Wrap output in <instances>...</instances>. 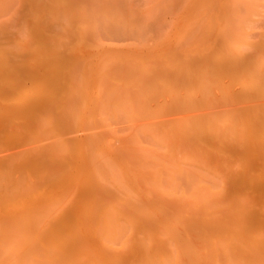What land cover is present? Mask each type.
<instances>
[{"label":"rangeland","instance_id":"rangeland-1","mask_svg":"<svg viewBox=\"0 0 264 264\" xmlns=\"http://www.w3.org/2000/svg\"><path fill=\"white\" fill-rule=\"evenodd\" d=\"M194 1L175 0L174 2L173 0L174 5L172 0H0V173L2 174H0V220L2 219L0 239L5 240L3 238L7 237L6 239L11 238L12 241L14 239L22 241L26 238L23 244L33 245V264H64V262L69 264L67 261H73L77 251L83 252L81 256L86 253L84 257H88L86 260L75 259L80 264L82 260L85 262L89 259L93 264H98V260H101L102 264H162L164 257L169 262L173 261L170 264H179L180 256L182 264H210L219 259L220 264H264V258L259 254L245 255L253 249L251 247L253 245L264 248V237H262L264 236L262 232L264 230V114L260 112V108L251 106L259 104V101L264 99V79L258 81L256 75L257 77H253V80L246 79L250 84L246 86V81L244 85L242 84V74L234 78L219 67H215L216 58L220 57L218 54H224L227 49L228 51H225L227 54L231 50H236L231 55L232 65L236 56L248 57L247 64L251 69L256 72L261 68L264 69V54L261 53L262 50L260 52L257 50L260 46V48L264 47V0H223L222 7L219 9L227 8L226 10L232 11L227 14H215L216 9L213 5L218 8L217 4L220 2L212 1L211 5L202 7L204 5L200 6L197 1L198 6L194 3L198 7L196 8L192 5ZM209 6H212V9ZM109 26L111 28L108 29ZM234 39L239 42L234 44ZM217 41L220 42L219 45ZM217 49L222 52L220 53ZM216 51L219 53L217 54ZM212 63L215 64L212 65ZM147 76H150V79ZM210 77L213 79H209ZM101 81L103 86L100 84ZM127 86L131 91H127ZM114 88H116L115 91H113ZM102 89L105 91L104 94ZM238 90L239 92L242 90L257 92L261 99H238L233 94V91L238 92ZM115 95H119L120 98L115 99ZM105 96L109 98L106 103ZM66 97L70 101L68 104ZM110 98H112L111 101ZM119 99L124 100L123 103L128 102L124 103L125 108ZM115 100H118L122 106L120 104V107ZM116 104L122 108H119V112L115 111L118 108ZM67 105L71 108L70 111L65 109ZM102 106L106 108L103 109ZM101 108L106 110L105 113ZM249 108L252 119H261L258 123L259 131L256 133L246 122L237 120L233 125L231 121L228 122L230 119L228 112ZM49 111L53 114L52 116ZM40 116L47 118V121L43 118L46 123L49 122V124L45 123L46 127ZM69 117L70 121L67 120ZM88 121L91 122L88 123ZM155 127L158 132L153 129ZM55 139L61 148L55 147ZM87 141L91 144L88 142L89 144L86 145ZM166 141L172 144L169 146ZM182 141L183 143L180 144ZM188 142L193 143L189 147L193 146L195 148L193 152L201 158L203 154L208 153L205 154L208 156L204 155L203 159L199 156L200 160L204 161L203 166L200 161H196L195 156L198 158V155L191 152L193 148H187ZM201 145L209 150L205 151L204 147H200ZM239 149L241 152L238 151ZM154 152L156 153L153 154ZM146 154L150 155L146 156ZM89 155L95 156L96 159L102 158L103 163L99 160L100 166H93L91 158H88ZM83 156H86L88 160H84ZM225 157L226 160H224ZM146 159L153 162H147ZM144 161L147 163L145 170L143 169ZM61 163H66L63 164L64 169ZM138 163H141V167ZM148 163L151 164L153 172L149 171L151 168ZM61 169L70 172H66V175ZM91 169H95V172L90 171ZM113 169L114 171H111ZM143 170L148 172L145 173ZM214 170L219 174H215ZM224 170L226 171L223 174ZM149 172H151L150 175H148ZM70 173L72 178L75 176L72 179L74 189L71 185ZM221 173L225 177L224 181ZM18 175L20 178L17 177ZM145 177L147 179L149 177L150 181ZM215 177L216 183L223 181V185L218 186V184V187H213L216 185ZM219 178L221 180L217 181ZM65 181H69V184ZM74 181L77 183L73 184ZM225 181L227 183L224 185ZM12 185L13 189H11ZM149 185L153 186L152 193L154 191L159 193L163 203L157 200V192L155 193L157 197L150 193L152 189ZM65 186L67 187L64 188ZM120 187H124L125 190ZM198 187L204 189L209 187L210 190L203 189L204 196L200 200L192 201L197 191L203 192ZM7 188H10L12 192L10 193ZM60 188L61 191L65 189L64 194L68 188L72 189L67 191L69 200V197L65 199L67 193L57 195L56 192ZM53 190L55 191L52 192ZM61 191H58V194ZM217 191L219 192L216 193ZM61 195L64 198H61ZM162 195L164 197H161ZM237 196L243 200H239ZM53 198L60 199L59 206H63L58 209L59 211L56 210L58 211L56 214L48 212L50 214L44 215L46 218H40L46 222L43 228L44 222L42 220L39 222V216L37 217L36 214L39 215L40 210L47 208L46 205H49ZM214 199H216L214 203L218 204L217 212L207 213V208L212 210L207 201L213 202ZM244 200L246 205H243ZM238 202H240L239 205ZM40 203L42 205L47 203L46 207L41 209ZM64 203L69 204L65 206ZM170 205L178 210H174ZM64 207L67 212H61L65 216L68 214L66 221L62 218L64 216L60 217L62 214L57 216ZM109 207L113 209L112 212L106 210L110 209ZM30 209H33L32 218H29V212L26 213ZM132 210L146 220L140 219L139 215L137 217ZM179 210L183 211L179 213ZM80 213L81 216H79ZM92 213L93 216H89ZM108 213L113 215L119 227L126 228L124 223L128 227L127 231H122L123 229L117 231V236H120L117 239L114 235L116 238V240L113 238L114 242H110L112 239L109 242L106 240L113 246L110 248V253L107 248L109 246L105 248L106 241L104 246L100 241L101 238L96 234L98 232L95 231L103 224L104 215ZM229 213L232 215L230 216ZM15 215H19L17 221L14 219ZM86 215H88L87 218L84 217ZM54 218L62 222L59 224L62 225L61 229L66 226V229L63 228L66 233L61 231L65 234L57 232L60 227H55L57 229L55 231L54 225L57 223H54L57 219ZM196 218L202 222L196 220L198 224L192 223ZM3 219L7 222V230L1 225H4ZM9 219L10 221H7ZM12 220L15 221L12 222ZM52 221L54 225L50 224ZM34 222L42 224L41 227L34 224L41 229L34 230ZM100 223L102 224L99 225ZM190 223L194 225V228ZM203 223H208L216 230H213L211 234L210 230H205ZM229 223L235 224L233 225L236 231L234 232L235 240L223 239V247L220 244L214 245L216 252L208 241L221 234L220 228L223 229ZM22 224H26L23 233L27 237L19 240L21 236L17 228V233L14 232L15 227L11 236L8 235L9 230L12 229L11 226L20 227L21 231ZM157 226H160L166 234L165 239L163 234L160 235V227ZM186 228L190 230V233ZM199 231L201 234L210 236L207 241L208 247L207 243L197 238L198 235H191ZM100 233L101 231L98 235ZM138 233L142 236H138ZM15 234H19L20 237L13 238ZM74 238L84 241L82 244L85 249L78 248L80 245L76 246ZM168 239H170L169 244H167ZM79 240L76 242L80 244ZM64 242L67 245L65 250L69 249L68 253L71 252L70 248L73 250V253L69 254L73 256V259L67 253L61 254L65 252ZM141 242L145 243L146 250H150H148L149 257L146 254L143 255L147 252H144V247L141 248ZM241 242L242 246L239 245ZM95 243L98 247H102L99 251ZM200 243L205 245H198ZM249 243L254 244L250 246ZM86 244L91 246L87 247ZM42 245L44 248L53 247L56 250L51 252L50 249L49 255ZM93 245L96 252L91 248ZM245 245L250 250L243 251ZM0 249L3 251L1 246ZM90 249L96 255L93 256ZM102 249L103 252H101ZM223 249H229L225 261L222 257L226 256L219 255ZM237 249L244 256L236 254ZM59 251L61 255H58ZM170 251H173L174 256ZM1 252V260L11 257L9 251L4 252V254L8 252L7 255ZM89 252L91 255L88 256ZM207 253H210L209 260H207ZM66 254L69 258H64ZM55 255L59 262L53 258ZM92 257H96V260ZM260 257L262 263L259 261Z\"/></svg>","mask_w":264,"mask_h":264},{"label":"bare ground","instance_id":"bare-ground-1","mask_svg":"<svg viewBox=\"0 0 264 264\" xmlns=\"http://www.w3.org/2000/svg\"><path fill=\"white\" fill-rule=\"evenodd\" d=\"M13 1H14V0H13ZM187 1H188V0H187ZM187 1L185 0V2H187ZM190 1L192 2V1H194V0H190ZM197 1H199L200 6H201V5H204V6H202V7H205V5H206V6H207V5H211L212 3H210V2H212V1H214V2L217 1L218 3L220 2V4H217L218 8H217L216 6L213 5V8L216 9V10L214 11L215 14H216V13L227 14V13H230L229 11H231L230 9L226 10L227 8H226L225 10H224V9H223V10L219 9V7H220V8L222 7V5H221L222 3H221V2H222L223 0H196V2H197ZM174 2H175V0H174ZM174 2H173V0H172V4H174ZM178 2H179V1H178ZM178 2H177V3H178ZM191 2H190V4H191ZM196 2L194 1L192 5L195 6L196 8H198V7H197L198 4H197ZM194 3H196L197 6H196ZM183 4H184V3H183ZM183 4H182V5H183ZM190 4H189V5H190ZM174 5H175V4H174ZM187 5H188V4H187ZM189 5H188V6H189ZM192 5H191V6H192ZM236 5H237V4H236ZM10 6H11V4H10ZM10 6L8 7V11H9ZM209 7H211V9H212V6H209ZM179 8H181V6H180ZM189 8H190V7H189ZM189 8H188V9H189ZM3 9H4V8H3ZM74 9H75V8H74ZM211 9H209V10H211ZM4 11H6V10H4ZM84 11H85V10H84ZM187 11H188V10H187ZM86 12H87V11H86ZM188 12H189V11H188ZM192 12H193V10H192ZM231 12H232V11H231ZM72 13H73V12H72ZM2 14H3V13H2ZM189 14H190V13H189ZM191 14H192V13H191ZM221 14H220V15H221ZM0 15H1V14H0ZM181 15H182V14H181ZM192 15H193V14H192ZM193 16H194V15H193ZM125 18H126V16H125ZM181 18H182V17H181ZM213 18H214V17H213ZM43 19H46V18H43ZM83 19H84V18H83ZM40 20H41V19H40ZM86 20H87V19H86ZM121 20H122V19H121ZM182 20H183V18H182ZM184 20H185V19H184ZM87 22H88V21H87ZM24 23H25V22H24ZM37 23H39V22H37ZM52 24H53V23H52ZM54 24H55V23H54ZM22 25H23V24H22ZM44 25H46V24H44ZM100 26H101V25H100ZM22 27H23V26H22ZM109 28H111V27L109 26L108 29H109ZM49 29H50V28H49ZM112 29H113V28H112ZM53 31H54V28H53ZM58 31H60L59 28H58ZM108 31H109V30H108ZM97 32H98V30H97ZM119 32H120V31H119ZM119 32H118V33H119ZM103 33H104V32H103ZM110 33H111V32H110ZM61 34H62V33H61ZM96 34H98V33H96ZM96 34H95V35H96ZM228 37H229V36H228ZM229 38H230V37H229ZM51 40H52V39H51ZM238 42H239V41H235V39H234V44H237ZM232 43H233V42H232ZM219 44H220V42L218 43V41H217V45H219ZM50 45H51V42H50ZM258 46H260V44H259ZM229 47H230V46H229ZM229 47H226V48L230 49ZM256 47H257V46H256ZM260 47H261V46H260ZM260 47H258L257 50H258L259 52L262 50L261 53L264 54V47H262V48H260ZM213 48H214V47H213ZM250 48H251V47H250ZM250 48H249V49H250ZM219 49H221V48H219ZM212 50H215V49H212ZM221 50H222V49H221ZM221 50H218V49H217V51H219L220 53L222 52ZM217 51H216V53L218 54L219 52H217ZM225 51H228V50L226 49ZM225 51H224V54H222V55H219V54H218V56H220V57H217V55H216V57H217V58H216V60H217V61H216L217 64L215 65V67H219V68H220L221 70H223L225 73L231 74L232 77H234V76L237 77L238 75L240 76V75L242 74V75H241V77H242V80H241V81H242V84H243V85H244V82L246 81V79L249 80V78L252 79L253 77L256 78V77L258 76V77H257V78H258V81H260V80L262 81V79H264V69L261 68L260 71L258 70L257 72H256V70L251 69V68H250V65L247 64L248 57H239V56H236V57H235L236 59L234 60L233 65H232V64H231V62H232V61H231V55H233V54L236 52V50H234V51L231 50L232 52L230 51V53H228V54H227V52H225ZM258 51H257V52H258ZM239 52H240V51H239ZM239 52H238V53H239ZM249 52H251V51H249ZM253 52H254V50H253ZM209 53H210V52H209ZM251 53H252V52H251ZM251 53H247V54H251ZM245 54H246V53H245ZM248 56H249V55H248ZM214 59H215V58H214ZM81 61H82V60H81ZM192 61H193V60H192ZM208 63H210V62H208ZM78 64H82V63H81V62H78ZM205 64H207V62H206ZM214 64H215V63H214ZM214 64L212 63V65H214ZM251 64H252V63H251ZM122 65H124V64H122ZM122 65H121V66H122ZM201 65H202V64H201ZM203 65H204V64H203ZM210 65H211V64H210ZM119 66H120V65H119ZM54 67H55V66H54ZM205 67H207V66H205ZM222 67H223L224 69H223ZM251 67H252V65H251ZM130 68H131V67H130ZM203 68H204V66H203ZM208 68H210V67H208ZM19 69H20V68H19ZM19 69H18V71H19ZM54 69H55V68H54ZM74 69H75V68H73V71H74ZM76 69H77V68H76ZM124 69L126 70L125 66H124ZM124 69H123V71H124ZM121 70H122V68H121ZM204 70H207V69H204ZM211 70H212V69H211ZM22 71H23V69H22ZM208 71H209V69L207 70V72H208ZM74 72H75V71H74ZM210 72H211V71H210ZM76 73H77V71H76ZM126 73H127V72H126ZM134 73H135V72H133V74H134ZM74 74H75V73H74ZM135 74H136V73H135ZM129 75H130V74H129ZM136 75H138V73H137ZM159 75H160V72H159ZM170 75H171V74H170ZM256 75H257V76H256ZM205 76H207V75H205ZM255 76H256V77H255ZM73 77H74V76H73ZM75 77H78V76L75 75ZM136 77H137V76H136ZM149 77H150V76H149ZM149 77L147 76V78H149ZM207 77H208V76H207ZM235 77H234V78H235ZM103 79H104V78H103ZM149 79H150V78H149ZM194 79H195V78H194ZM205 79H207V78L205 77ZM209 79H213V78L210 77ZM243 79H244V80H243ZM77 80H78V78H77ZM98 80H99V79H98ZM100 80H102V79H100ZM141 80H142V78H141ZM146 80H148V79H146ZM224 80H225V79H224ZM248 80H247V81H248ZM252 80H253V79H252ZM79 81H80V80H79ZM204 81H205V80H204ZM212 81H213V80H212ZM247 81H246L247 84H245L246 86H247V85H250ZM250 81H251V80H250ZM250 81H249V82H250ZM72 82H73V81H72ZM142 82H143V81H142ZM13 83H14V82H13ZM75 83H77V81H76ZM75 83H74V84H75ZM79 83H80V82H79ZM104 83H105V81H104ZM257 83H258V82H257ZM100 84H102V81L100 82ZM103 85H104V84H102V86H103ZM251 85H252V84H251ZM246 86H245V87H246ZM4 87H5V86H4ZM117 87H118V86H117ZM117 87H116V88H117ZM127 87H128V86H127ZM127 87H126V89H127ZM242 87H243V86H242ZM101 88H102V87H101ZM116 88H114L113 91H115ZM239 88H240V87H239ZM239 88H238V89H239ZM119 89H120V88H119ZM121 89H122V88H121ZM248 89H249V88H248ZM98 90H99V89H98ZM128 90L131 91V90L129 89V87H128L127 91H128ZM7 91H8V90H7ZM102 91H103V94H104V92H105L104 89H102ZM109 91H110V90H109ZM122 91H124V90H122ZM127 91H124V92H127ZM238 92H239V90H238ZM238 92L233 91L234 96H235L236 98H238V99L255 98V99L257 100V99L260 98V96H259V94H257V92H253V91H250V90H244V91L242 90V91H240L239 93H238ZM112 93H113V92H112ZM117 93H118V92H117ZM121 93H122V92H121ZM128 93H130V92H128ZM230 93H231V91H230ZM261 93H262V92H261ZM25 94H27V92H26ZM75 95H76V94H75ZM108 95H110V94H108ZM119 95H120V94H119ZM119 95H118V96L115 95L116 97L114 96V98L116 99L117 97H119ZM123 95L126 96L125 93H123ZM130 95H131V93H130ZM132 95H133V94H132ZM19 96H20V95H19ZM77 96H78V95H77ZM100 96H101V95H100ZM121 96H122V94H121ZM134 96H135V95H134ZM52 97H53V96H52ZM106 97H108V96H105V98H106ZM122 97H123V96H122ZM136 97H137V95H136ZM136 97H135V98H136ZM241 97H242V98H241ZM53 98H54V97H53ZM66 98H68V97H66ZM75 98H76V97H74V99H75ZM112 98H113V97H112ZM112 98H110V101H111ZM119 98H120V97H119ZM123 98H125V97H123ZM123 98H122V99H123ZM71 99H72V98H71ZM108 99H109V98H108ZM108 99L106 98V100H104V98H103V100L105 101V103L107 102ZM137 99H138V98H137ZM260 99H261V98H260ZM76 100H77V99H76ZM78 100H79V99H78ZM119 100H120V99H119ZM256 100H255V101H256ZM65 101H66V100H65ZM72 101H73V100H72ZM115 101H116V103L119 104L118 100H115ZM123 101H124V100H122V101L120 100V102H122V104H124L125 102H126V104L128 103L127 101H125V102L123 103ZM68 102L70 103L69 98L67 99V102H66V103L68 104ZM133 102H134V100H133ZM133 102H132V103H133ZM259 102H260L259 104H254V105H251V106H253V107L257 108V109L260 108V110H261L260 112H262V114H264V99H262V101L260 100ZM109 103H110V102H109ZM111 103H112V102H111ZM97 104H98V100H97ZM107 104H108V103H107ZM120 104H121V103H120ZM120 104H119V106H120ZM122 104H121V106H122ZM134 104H135V102H134ZM134 104H132V105H133L132 108L135 110V108H134ZM213 104H214V103H213ZM64 105H66V104H64ZM70 105H74V104H70ZM100 105H101V104H100ZM103 105H105V104H103ZM110 105H111V104H110ZM116 105H117V104H116ZM95 106H96V105H95ZM117 106H118V105H117ZM119 106H118L117 109H115V111H118V112H119V108L121 107V106H120V107H119ZM102 107H103V109L106 108V106H102ZM125 107H126V105L124 104V105H123V108H125ZM135 107H136V105H135ZM60 108H62V107H60ZM109 108H110V107H109ZM65 109H67V111H70L69 109H71V108H68V105H67V106L65 107ZM101 109H102V108H101ZM103 109H102V110H103ZM120 109H122V108H120ZM127 109H128V108H127ZM127 109H126V110H127ZM107 110H108V109H107ZM236 110H237V109H236ZM236 110H235V111H232V112H228L229 114L227 113L228 116H229V118H230L228 122L231 121V122H232L231 125L235 124V122L238 120L239 122H240V121H242V122H246V124H248V125L250 126V128L253 130V132L256 133L257 131H259V130H258V123H259V121H260L261 119H252L251 116H250V111H251L250 108H249V109H239V111H238V110L236 111ZM252 110H253V109H252ZM67 111H66V112H67ZM103 111H104V110H103ZM105 111H106V110H105ZM105 111H104V113H105ZM219 111H221V109H219ZM258 111H259V110H258ZM47 112H48V111H47ZM59 112L61 113V111H59ZM74 112H75V111H74ZM120 112H121V111H120ZM49 113L51 114V116L53 115L50 111H49ZM106 113H107V112H106ZM42 114H43V113H42ZM42 114H41V115H42ZM44 115H45V114H44ZM44 115H42V116H44ZM119 115H120V114H118V116H119ZM125 115H126V114H125ZM47 116H49V114H47ZM64 116H66V114H65ZM71 116H72V114H71ZM122 116H124V115H122ZM122 116H121V117H122ZM228 116H227V117H228ZM40 117H41V116H40ZM49 117H50V116H49ZM49 117H48V119H49ZM72 117H73V116H72ZM43 118H44V117H41L40 119L44 121L43 123H44V126H45V123H46V121H47V118H44V119H46V121H45ZM38 119H39V118H38ZM68 119L71 120L70 117L67 118V120H68ZM41 120H39V121H40V124H41ZM50 120H51V119H50ZM70 120H68V121H70ZM89 120H90V119H89ZM35 121H36V120H35ZM212 121H214V120H212ZM90 122H91V121H88V123H90ZM160 122H162V121H160ZM47 123L49 124V122H47ZM47 123H46V124H47ZM72 124H73V123H72ZM213 124H214V123H213ZM227 124H228V123H227ZM256 124H257V125H256ZM67 125H69V124L67 123ZM70 125H71V124H70ZM70 125H69V127H70ZM165 125H166V124H165ZM172 125H173V124H172ZM4 126H5V125H4ZM46 126H47V125H46ZM46 126H45V127H46ZM71 126H72V125H71ZM84 126H86V125H84ZM89 126H91V125H89ZM220 126H221V125H220ZM225 126H226V125H225ZM6 127H7V126H6ZM13 127H14V126H13ZM67 127H68V126H67ZM150 127H151V126H150ZM7 128H8V127H7ZM72 128H73V126H72ZM146 128H147V127H146ZM14 129H15V128H14ZM38 129H39V128H38ZM153 129H154L156 132H158V130H157L156 127L153 128ZM229 129H230V128H229ZM22 130H23V129H22ZM159 130H161V129L159 128ZM23 131H24V130H23ZM67 131H68V130H67ZM69 131H71V130H69ZM69 131H68V132H69ZM140 131H141V130H140ZM168 131H169V130H168ZM39 132H40V131H39ZM176 132H177V131H176ZM42 133H44V132H42ZM47 133H50V132H47ZM154 133H155V132H154ZM173 133H174V132H173ZM211 133H212V132H211ZM220 133H221V132H220ZM44 134H45V133H44ZM59 134H60V133H59ZM61 134H62V133H61ZM61 134H60V135H61ZM137 134H138V133H137ZM43 136H44V135H43ZM164 136H165V135H164ZM189 136L192 138L191 135H189ZM19 137H20V136H19ZM48 137H49V136H48ZM71 137H72V136H71ZM56 138H57V137H56ZM65 138H66V136H65ZM65 138H64V139H65ZM167 138H168V137H167ZM69 139H70V138H69ZM72 139L74 140V138H72ZM82 139H83V138H82ZM57 140H58V139H57ZM59 140H60V139H59ZM65 140H67V138H66ZM73 140H72V141H73ZM69 141H70V140H69ZM161 141H163V140L161 139ZM177 141H178V140H177ZM55 142H56V139H55ZM88 142H89V141H87L86 145L90 143V142H89V143H88ZM56 143H57V144H56ZM56 143H54V144L56 145L55 147L58 146V147H57L58 149L61 148V147H60L61 145H58L59 142L57 141ZM166 143L169 144V146H170V144H172V142L170 143V141H169V142L166 141ZM181 143H183V141L180 142V144H181ZM212 143H213V142H212ZM60 144H61V143H60ZM90 144H91V143H90ZM164 144H165V143H164ZM192 144H193V143H192ZM192 144H190V143L188 142V146H187V148H190V149L193 148V146H192V147H189V145L191 146ZM233 144H234V143H233ZM184 145H185V144H183V147L186 148V145H185V146H184ZM83 146H84V145H83ZM177 147H178V146H177V144H176V148H177ZM200 147H204V146L201 145ZM42 148H43V147H42ZM57 148H56V149H57ZM154 148H155V147H154ZM181 148H182V147H181ZM185 148H183V149H185ZM58 149H57V150H58ZM151 149H153V148H150V150H151ZM178 149H179V148H178ZM194 149H195V148L191 149V150H192L191 152H193ZM201 149H202V148H201ZM204 149H205V147H204ZM232 149H233V148H232ZM0 150H1V149H0ZM57 150H56V153L58 152ZM153 150H154V149H153ZM153 150H152V151H153ZM158 150H159V149H158ZM158 150H157V151H158ZM187 150H188V149H187ZM207 150H209V149H205V151H207ZM233 150H234V149H233ZM43 151H44V148H43ZM59 151H61V150H59ZM145 151H146V149H145ZM147 151H149V150H147ZM155 151H156V149H155ZM238 151L241 152L240 149H239ZM196 152H197V150H196ZM59 153H63V152H59ZM146 153H147V152H146ZM150 153H151V152H150ZM155 153H156V152H154L153 154H155ZM193 153H194V152H193ZM198 153H199V152H198ZM18 154L20 155V153H18ZM151 154H152V153H151ZM194 154H195V153H194ZM200 154H201V151H200ZM205 154H208V153H205ZM205 154H203V156H204ZM149 155H150V154H148V155L146 154V156H149ZM156 155H158V153H157ZM195 155H198V154L196 153ZM90 156H91V157H90ZM140 156H141V155H140ZM199 156H200V155H198V158H196V156H195V159H197V160H196L197 162L200 161L201 164H202L201 166H203V162H204V161L202 162V161L200 160L201 156H200V158H199ZM203 156H202L201 159H203ZM205 156H208V155H205ZM212 156H213V154H212ZM221 156H223V155H221ZM81 157H82V156H81ZM83 157H84V156H83ZM85 157H86V156H85ZM85 157H84V158H85ZM87 157H88V156H87ZM193 157H194V155H193ZM213 157H214V156H213ZM219 157H220V156H218V158H219ZM68 158H69V157H68ZM84 158H83V159H84ZM88 158H91L90 160H91L92 163H93L92 165L95 166V167H97L98 165L100 166V164L98 163L99 160H100V161H99L100 163H101V160H102V163H103V159H102L101 157H100L101 159H99V157H98V159H96L95 156L92 157V155H89ZM88 158H87V159L85 158L84 160H88ZM142 158H143V157H142ZM142 158H141V159H142ZM214 158H216V157H214ZM214 158H213V159H214ZM222 158H223V157H222ZM83 159H82V160H83ZM94 159H95V160H94ZM191 159H193V158H191ZM220 159H221V158H220ZM229 159H230V158H229ZM11 160H12V159H11ZM11 160H10V161H11ZM13 160H14V159H13ZM69 160H70V159H69ZM82 160H81V161H82ZM96 160H97V161H96ZM146 160H148L147 162L150 161V163L153 162V161H151V160H149V159H146ZM204 160H205V161H210V160H212V159H210V160L204 159ZM224 160H226V157H225ZM230 160L232 161V159H230ZM230 160H228V161H230ZM46 161H47V160H46ZM71 161H72V160H71ZM95 161H96V162H95ZM106 161H107V159H106ZM106 161H105V162H106ZM111 161H112V160H111ZM136 161H138V160H136ZM60 162H61V161H59V163H60ZM74 162H76V161H74ZM77 162H78V161H77ZM142 162H143V161H141V163H142ZM215 162H217V161H215ZM224 162H225V161H224ZM49 163H50V162H49ZM70 163H71V162H70ZM95 163H96L97 165H95ZM115 163H116V162H115ZM115 163H113V164H115ZM141 163H140V164H141ZM150 163H148V166L150 165L149 167L151 168L149 171L153 172V171H152L153 168L151 167V164H150ZM206 163H207V162H206ZM211 163H212V162H211ZM220 163H222V162H220ZM235 163H236V162H235ZM10 164H11V162H10ZM57 164H58V163H57ZM61 164L63 165V164H66V163H61ZM138 164H139V163H138ZM140 164H139V165H140ZM146 164H147V163L144 161V163H143V166L145 165L144 168H143V166H142V168H143L144 170H145ZM213 164H214V163H213ZM59 165H60V164H59ZM104 165H105V164H103V166H104ZM106 165H107V164H106ZM139 165H138V167H139ZM198 165H200V164H198ZM211 165H212V164H211ZM228 165H229V164H228ZM235 165H236V164H235ZM66 166H67V165H66ZM66 166H65V169H67ZM101 166H102V165H101ZM107 166H108V165H107ZM153 166H154V165H153ZM205 166H207V165H205ZM78 167H79V166H78ZM104 167H106V166H104ZM115 167L117 168V166H115ZM140 167H141V165H140ZM140 167H139V168H140ZM235 167H236V166H235ZM235 167H234V169H235ZM61 168H62V166H61ZM98 168H99V167H98ZM100 168H103V167H100ZM139 168H136V169H139ZM142 168H141V169H142ZM215 168H216V167H215ZM228 168H229V166H228ZM10 169H11V168H10ZM58 169H60V168H58ZM63 169H64V165H63ZM70 169H71V168H70ZM79 169H80V168H79ZM111 169H112V168H111ZM114 169H115V168H114ZM114 169L111 170V171H114ZM223 169H224V166H223ZM236 169H237V168H236ZM75 170H76V169H75ZM92 170L94 171L95 169H91L90 171H92ZM139 170H140V169H139ZM139 170H138V171H139ZM144 170H143V172H145V173L148 172V171H144ZM147 170H148V169H147ZM209 170H210V168H209ZM212 170H213V168H212ZM59 171H60V170H59ZM61 171H63V170L61 169ZM68 171H69V170H68ZM68 171L65 170V171H63V173H64V172H65V173H66V172L68 173ZM81 171H82V170H81ZM85 171H86V170H85ZM98 171H99V170H98ZM140 171H141V170H140ZM167 171H168V170H167ZM170 171H171V170H170ZM181 171H183V169H182ZM214 171L216 172V170H214ZM217 171H219V170H217ZM220 171H222V169H221ZM225 171H226V170H224L222 173L224 174ZM2 172H3V171H2ZM10 172H11V171H10ZM69 172H70V171H69ZM74 172H76V171H74ZM78 172H79V171H77V173H78ZM88 172H89V171H88ZM94 172H95V171H94ZM115 172H116V170H115ZM151 172H149L148 175H150ZM157 172H158V171H157ZM47 173H48V172H47ZM67 173H66V175H67ZM83 173H84V172H83ZM85 173H86V172H85ZM96 173H97V172H96ZM155 173H156V171H155ZM212 173H213V171H212ZM222 173H221L220 175H223ZM0 174H1V173H0ZM19 174H20V173H19ZM57 174H59V173H57ZM100 174H101V173H99V175H100ZM112 174H113V173H112ZM164 174H165V173H164ZM190 174H192V172H191ZM215 174H219V172H218V173L216 172ZM1 175H2V174H1ZM28 175H29V174H28ZM78 175H79V174H78ZM83 175H84V174H83ZM155 175H156V174H154V176H155ZM208 175H209V174H208ZM220 175H219V177H221ZM21 176H23V175H21ZM63 176H64V174H63ZM69 176H71V173H70ZM156 176H157V175H156ZM165 176H166V175H165ZM165 176H164V177H165ZM209 176H210V175H209ZM211 176H213V175H211ZM9 177H10V176H9ZM17 177L20 178L19 175H18ZM17 177H16V178H17ZM23 177H24V176H23ZM74 177H75V176H73V178H72V176H71V185H72V179H74ZM97 177H98V176H97ZM141 177H142V176H141ZM54 178H55V176H54ZM62 178H63V177H62ZM65 178H67V177H65ZM68 178H69V180H70V177H68ZM78 178H79V177H78ZM78 178H76V180H78ZM145 178H146V177H145ZM60 179H61V178H60ZM92 179H93V178H92ZM96 179H97V178H96ZM146 179H147V178H146ZM215 179H217V178L215 177L214 180H215ZM222 179H223V181L225 180L224 175L222 176ZM53 180H54V179H53ZM57 180H58V179H57ZM79 180H80V179H79ZM79 180H78V181H79ZM138 180H140V179L138 178ZM141 180H142V179H141ZM147 180L150 181L149 177H148ZM214 180H213V181H214ZM220 180H221V179L219 178V180H217V181H220ZM7 181H8V180H7ZM15 181H16V180H15ZM223 181L220 182V183H216V180H215L216 185L213 184V185H214L213 187H218V186H220V185L223 183ZM19 182H20V181H19ZM19 182H18V183H19ZM41 182H43V181H41ZM54 182H55V181H54ZM65 182H66V181H65ZM75 182L77 183V181H74L73 184H75ZM142 182H143V181H142ZM20 183H21V182H20ZM66 183L69 184V181L66 182ZM66 183H65L64 185H66ZM139 183H140V182H139ZM145 183H146V182H145ZM226 183H227V182L225 181L224 185H225ZM10 184H11V183H10ZM10 184H9V185H10ZM38 184H39V182H38ZM78 184H79V183H78ZM92 184H93V183H92ZM140 184H141V183H140ZM140 184H139V185H140ZM218 184H219V185H218ZM9 185H8V186H9ZM13 185H15V184L13 183ZM13 185H12V186H13ZM21 185L23 186V184H21ZM56 185H57V184H56ZM124 185H126V184H124ZM143 185H146V184H143ZM217 185H218V186H217ZM222 185H223V184H222ZM6 186H7V185H6ZM35 186H36V185H35ZM67 186H68L69 188H71L70 185H67ZM67 186H65L64 188H66ZM121 186H122V185H121ZM226 186H227V185H226ZM56 187H57V186H56ZM60 187H61V186H60ZM62 187H63V186H62ZM72 187H73V189H74V186H73V185H72ZM143 187H144V186H143ZM149 187H151V185H149ZM149 187H147L148 189H147V188H146V189L150 191V188H149ZM152 187H153V186H152ZM152 187H151V189H152ZM222 187H224V186H222ZM222 187H221V188H222ZM13 188H14V186H13L11 189H13ZM21 188H22V187H21ZM21 188H20V189H21ZM28 188H30V187H28ZM69 188H68V190H67V189H66V190H67V191L72 190V189H69ZM95 188H98V187H95ZM120 188H122V187H120ZM123 188H124V187H123ZM123 188H122V189H123ZM125 188H126V187H125ZM144 188H145V187H144ZM5 189H6V187H5ZM8 189L10 190V193H11V192H12L11 189H10V188H7V190H8ZM26 189H27V188H26ZM93 189H94V188H93ZM129 189H130V188H129ZM142 189H143V188H142ZM186 189H187V187H186ZM198 189H202L203 192H201V191H197V193L194 194V196H195V195H196V196L192 198V201H193V200H200V199L204 196L203 193H205V191H204L205 189H207L208 191L210 190L209 187H208V188H205V189H204V188H199V187H198ZM203 189H204V190H203ZM48 190H49V189H48ZM63 190H65V189H63ZM63 190L61 191V188H60V189L58 190V191H61V192H59V194H58V191L56 190V191H57V192H56L57 195L60 196V193H63ZM96 190H97V189H96ZM123 190H125V189H123ZM147 190H145V191H147ZM221 190H222V189H220V191H221ZM54 191H55V190H53L52 192H54ZM67 191H66V193H67ZM74 191H75V190H74ZM16 192H17V191H16ZM25 192H26V191H25ZM28 192H29V191H28ZM52 192H51V194H53ZM64 192H65V191H64ZM152 192H153V189H152V191H151L150 193H152ZM156 192H157V191H154V193H152V194H153V196H155V197L158 196V197H157V198H158L157 200H160V198H159L160 195H159L158 192H157V193H156ZM190 192H192V191H190ZM195 192H196V190H195ZM218 192H219V191H217L216 193H218ZM49 193H50V192H49ZM66 193H65V194L63 193V195H66ZM148 193H149V192H148ZM148 193H147V194H148ZM155 193L158 194V195L156 196ZM193 193H194V192H193ZM16 194H17V193H16ZM25 194H26V193H25ZM152 194H151V195H152ZM189 194H190V193H189ZM13 195H14V194H13ZM63 195H61V198H64V197H62ZM67 195H68V196H67ZM67 195H66L65 199H66L67 197H69V192L67 193ZM71 195H73L72 197H74L73 192H71ZM50 196H51V195H50ZM59 196H58V197H59ZM47 197H49V196H47ZM56 197H57V196H56ZM140 197H142V196H140ZM151 197H152V196H151ZM155 197H154V198H155ZM161 197H164V195H162ZM184 197H185V196H184ZM237 197H238V196H237ZM136 198H138V197H136ZM233 198H234V196H233ZM235 198H236V197H235ZM238 198H239V197H238ZM29 199H30V198H29ZM69 199H70V197L68 198V200H69ZM150 199H151V198H150ZM244 199H245V197H244ZM135 200H136V199H135ZM138 200H139V198H138ZM157 200H156V201H157ZM180 200H181V199H180ZM215 200H216V199H214L213 202L210 201V200L207 201V204H209V205L212 207V210H210L209 208H207V210H208L207 213H211V214H212V212H214V211L217 212L218 204H217V203H214ZM217 200H218V199H217ZM239 200H241V198H239ZM242 200H243V199H242ZM242 200H241V201H242ZM59 201H60V199H58V198H53V199H51V202L49 203V205H48L47 203H46L47 205L45 204L46 206L49 207V209H48V207L45 208L46 206H45L44 204L42 205V204L40 203V204L42 205V206L40 205L41 209H42V207H44V206H45V207H44L45 209H44L43 211L40 210V211H42V212H41L42 214H40V211H39V215L36 214L37 217L39 216V217H38V220H39L40 218H42V217H45V216H44L45 214L47 215V214H50V213H52V212H54V213L56 214V212L59 211L58 209H59L60 207L62 208V206H63L62 204H60V205H62V206H59ZM61 201H62V200H61ZM144 201H145V200H144ZM160 201H162L161 203L164 202L162 199H161ZM183 201H184V200H183ZM188 201L190 202L189 199H188ZM236 201H237V200H236ZM26 202H27V201H26ZM66 202H67V201H66ZM167 202H169V201H167ZM177 202L179 203V201H177ZM216 202H217V201H216ZM219 202H220V200H219ZM223 202L225 203V201H223ZM231 202H232V201H231ZM244 202H245V200L243 201V205H246V203H244ZM138 203H139V201H138ZM144 203H146V202H144ZM144 203H143V204H144ZM165 203H166V201H165ZM165 203H164V205H165ZM239 203H240V202H238L237 204L239 205ZM28 204H29V203H28ZM32 204H33V203H32ZM64 204H65V206H66L67 203H64ZM68 204H69V203H68ZM68 204H67V206H68ZM71 204H72V203H71ZM71 204H70V206L73 205V204H72V205H71ZM146 204H147V203H146ZM237 204H235V205L237 206ZM231 205H232V203H231ZM233 205H234V204H233ZM30 206H31V205H30ZM236 206H235V207H236ZM27 207H28V206H27ZM40 207H39V208H40ZM170 207H171V205H170ZM170 207H169V208H170ZM172 207L174 208L175 206H172ZM172 207H171V208H172ZM245 207H246V206H245ZM245 207H244V208H245ZM31 208H32V207H31ZM86 208H87V207H86ZM109 208H110V209H106V210H107L108 212H109V211L112 212L113 209H112L111 207H109ZM232 208H233V206H232ZM18 209H19V208H18ZM24 209H25V207H24ZM47 209H48L49 211H47ZM133 209H134V208H133ZM135 209H136V208H135ZM189 209H190V207H189ZM241 209H242V207H241ZM245 209L247 210V208H245ZM245 209H244V211H246ZM37 210H38V209H37ZM56 210H58V211H56ZM71 210H72V209H71ZM79 210H80V209H79ZM145 210H146V209H145ZM171 210H172V209H171ZM174 210H178V209H175V208H174ZM183 210H184V209H183ZM183 210H182V211H183ZM16 211H17V210H16ZM18 211H19V210H18ZM61 211H63V213H64V211L67 212L66 207H64V210H63V209L60 210V214L58 213L57 216H60V215L62 214ZM83 211H85V210H83ZM180 211H181V210H179V213H180ZM182 211H181V212H182ZM25 212H26V211H25ZM28 212H29V218H32V217H33V209L28 210L26 213L28 214ZM48 212H50V213H48ZM68 212H69V211H68ZM132 212H133V210H132ZM134 212H135V211H134ZM134 212H133V213H134ZM137 212H138V211H137ZM186 212H187V210H186ZM188 212H189V211H188ZM216 212H215V214H216ZM232 212H233V211H232ZM22 213H23V212H22ZM36 213H37V212H36ZM88 213H89V212H88ZM93 213H94V212H93ZM93 213H92V215H89V216H93ZM133 213H132V214H133ZM170 213H171V212H170ZM172 213L175 215L174 212H172ZM17 214H19V213H17ZM23 214H24V213H23ZM65 214H66V213H65ZM82 214H83V213H82ZM94 214H95V213H94ZM112 214H114V213H112ZM134 214H135L136 216L139 215V214H136V212H135ZM176 214H177V212H176ZM229 214H230V216L232 215V213H229ZM95 215H96V214H95ZM177 215H178V214H177ZM181 215H182V214H181ZM5 216H6V215H5ZM15 216H16L17 218L14 217V219H16V221H17V219H19V217H18L19 215H15ZM22 216H23V215H22ZM62 216H64V217H62ZM67 216H68V214H67L66 216H65L64 214H62L60 217H62L63 220H65V218H66ZM79 216H81V213H80ZM87 216H88V215H86V216H84V217L87 218ZM114 216H115V215H114ZM139 216H140V219H142L143 216H141V215H139ZM243 216H244V215H243ZM243 216H242V217H243ZM60 217H57V218H60ZM129 217H130V216H129ZM137 217H138V216H137ZM144 217H145V216H144ZM8 218H9V217H8ZM24 218H25V217H24ZM45 218H46V217H45ZM57 218H54V219H57ZM117 218H118V217H117ZM168 218H169V217H168ZM171 218H172V217H171ZM171 218H170V219H171ZM20 219H21V217H20ZM42 219H43V218H42ZM42 219H40L39 222H42V221L44 222V220H42ZM48 219H50V217H49ZM143 219H144V218H143ZM143 219H142V220H143ZM188 219H189V218H188ZM3 220L5 221V219H3ZM21 220H22V219H21ZM41 220H42V221H41ZM52 220H53V219H52ZM60 220H61V219H60ZM66 220H67V219H66ZM66 220H65V221H66ZM115 220H116V219L113 217V215H111V213H108L107 215H104V218H103V224L100 223L99 225H101V224H102V225H101L99 228H98V227H97V228L95 227V228H96L95 231H97L98 233L101 231L100 235H98V233H96V232H95V233L97 234L98 237L101 238L100 241L103 243V245L105 246V244H106L105 248H106L107 246H109V247H107V248L109 249V253L111 252V251H110V248L113 247L111 244H108L109 240H111V239L113 240V238H115V236H116L117 239H118L120 235L117 236V231H121V230L123 229V228H121L122 226L119 227V225L115 222ZM126 220H127V219H126ZM144 220H146V219H144ZM177 220H178V218H177ZM182 220H183V219H182ZM186 220H187V219H186ZM186 220H183V221H186ZM196 220H197L198 222H202L201 220H199L198 218H196L194 221H192V223H194V224H198ZM0 221H2V219H1ZM4 221H3V223H4L5 226H4L3 224H1V225H2V227H4V228L7 230V229H8V227H7V222L5 221V222H6V223H5ZM7 221H10V219L7 220ZM13 221H15V220H12V222H13ZM36 221H37V219H36ZM50 221H51V220H50ZM53 221L55 222V220H53ZM53 221H52L50 224H53V223H54ZM57 221H58V222H57ZM57 221L54 223V224L57 223L56 225L53 224V225H54V228H55V227L58 228V227L62 226V225H59V224H62V222H59V219H57ZM65 221H63V222L66 223ZM147 221H148V220H147ZM178 221H179V220H178ZM23 222H24V221H23ZM26 222H28V220H26ZM127 222H128V221H127ZM143 222H144V221H143ZM149 222H150V221H149ZM14 223H15V222H14ZM14 223H12V225H14ZM17 223H19V222H17ZM21 223H22V222H21ZM24 223H25V222H24ZM35 223H36V225L38 224L37 222H34L33 225H34ZM45 223H46V222L43 223V224H44V227L42 226L43 228H45ZM118 223L121 224V223H122V220H121V223H120L119 221H118ZM123 223H124V222H123ZM144 223H145V222H144ZM151 223H152V221H151ZM192 223H190V224H191V226L193 227L194 225H193ZM242 223H243V222H242ZM9 224H10V223H9ZM50 224H49V225H50ZM153 224H154V223H153ZM203 224L205 225V226H203V227L205 228V230H207V231L210 230V231H211V234H212V231H213V230H214V231L216 230V229H214V227H212L211 225H208V223H207V224L203 223ZM17 225H18V224H17ZM20 225H21V224H19L18 226H20ZM22 225H23V224H22ZM25 225H26V224H25ZM25 225H23L24 227L21 226V227H22V230H21V231H20V229H21L20 227L11 226L10 228H12V229H11V231L9 230L10 233H8V235L11 234L12 230H14V227H15L14 232H15V233L18 232V233L20 234L21 238H20L19 240H21L22 237L24 238V237L26 236V235H24V233H23V232H24L23 230H25V228H26ZM36 225H34V227H35V228H33L34 230H35L36 228L41 229V228L38 227V226L40 225V223L38 224V226H36ZM41 225H42V224H41ZM41 225H40V227H41ZM49 225H48V226H49ZM129 225H130V224H129ZM147 225H148V223H147ZM233 225H235V224L229 223L228 226L225 225V227H224L223 229L220 228V232H219V233H221L222 235H221V234H218V235H216L214 238H211L210 241H208V239H209L210 236H209L208 234H207V235H206V234H201L200 231H199V232H196L197 234L194 233V234H191V235H192V236H194V235L197 236V235H198L197 238H199L200 241L203 240L205 243H207V241H208L209 245H210L211 247H213V248H215L214 245H217V244H220L221 247H223V246H224L223 239H224V240L227 239V240H230V241H231V240H232V241L235 240V239H234V232H236V231H234V226H233ZM237 225H238V224H237ZM148 226H149V225H148ZM151 226H152V225H151ZM6 227H7V228H6ZM46 227H47V226H46ZM124 227L128 228V227L126 226L125 223H124ZM131 227H132V226H131ZM157 227L159 228L160 226H157ZM172 227H173V225H172ZM187 227H188V226H187ZM4 228H3V229H4ZM16 228H17V232H16ZM19 228H20V229H19ZM43 228H42V229H43ZM56 228H55V231L57 230ZM63 228H64V226L62 227V229H61V227L58 228L57 232H59V231H60V232H61V231L65 232V231L63 230ZM126 228H124L122 231H124V230L127 231ZM160 228H161V227H160ZM160 228H159V230H160V232H161L160 235L163 234V239H165V238H164V237H165L164 235H166V234H164V231L162 230V228H161V229H160ZM179 228H180V227H179ZM193 228H194V227H193ZM197 228H198V227H197ZM199 228H200V227H199ZM199 228H198V229H199ZM46 229H47V228H46ZM51 229H53V228H51ZM59 229H61V230H59ZM64 229H66V226H65ZM171 229H172V228H171ZM186 229H187V232L190 231V230L188 231V228H186ZM200 229H201V228H200ZM237 229H238V228H237ZM239 229H241V228H239ZM47 230H48V229H47ZM141 230H142V229H141ZM222 230H223V231H222ZM7 232H8V231H7ZM42 232H43V231H42ZM63 232H61V234H62ZM217 232H218V231H217ZM241 232H242V230H241ZM262 232H264V230H262ZM65 233H66V232H65ZM65 233H63V234H65ZM123 233H124V232H123ZM166 233L168 234V232H166ZM189 233H190V232H189ZM191 233H193V231H191ZM198 233L201 234V235H199ZM19 234H18V235L15 234L13 238H15V237L18 238V237H20ZM21 234H22V235H21ZM96 234H95V235H96ZM130 234H131V233H130ZM138 234H139V233H138ZM181 234H182V233H181ZM23 235H24V236H23ZM66 235H67V234H66ZM114 235H115V236H114ZM168 235H169V234H168ZM255 235H256V233H255ZM10 236H11V235H10ZM63 236L66 237L65 235H63ZM63 236L61 235V237H63ZM80 236H81V235H80ZM80 236H78V237H80ZM138 236H142V234H141V235L139 234ZM146 236H147V234H146ZM192 236H191V238L193 239ZM259 236L261 237V235H259ZM26 237H27V236H26ZM75 237H77V236H75ZM82 237H83V236H82ZM121 237H123V236H121ZM121 237H120V238H121ZM169 237H170V235H169ZM189 237H190V236H189ZM262 237H264V236H262ZM6 238H7V237H6ZM6 238H5V237L3 238V239H5V240L0 239V240H1L0 246H1V248L3 249V251L0 249V250L2 251V252H1V251H0V252H1L2 254H4L5 251H9V254H11V257L8 258V259H2V260H1V257H2V256H1V257H0V264H33V245H31L30 243H29V244H23V243L26 242V240H27L26 238H25L24 240H22L23 242H22V241H15V239H14V241H15V242H14V241L11 240V238H8V239H6ZM91 238H93V237H91ZM240 238H241V237H240ZM74 239H75L76 246L80 245V246H78V248L81 247L80 249H83V248L85 249V247L83 246L84 244H82V243L84 242V241H83V238H81V240H82L83 242H81V241L79 240L80 238H78L77 240H76V238H74ZM145 239H146V238H145ZM170 239H171V238H170ZM170 239L167 240V242H168L167 244H169V240H170ZM41 240H42V239H41ZM65 240H67V239H65ZM78 240H79L80 244L77 243ZM102 240H103V241H102ZM106 240H107L108 242H107ZM112 240L110 241L111 243L114 242V240H113V241H112ZM115 240H116V238H115ZM146 240H147V239H146ZM146 240H145V243L147 242L146 244H148V241H146ZM195 240H196V239H195ZM38 241H39V240H38ZM42 241H43V240H42ZM67 241H68V240H67ZM71 241H72V240H71ZM76 241H77V242H76ZM105 241H106V242H105ZM191 241H192V240H191ZM196 241H199V240H196ZM39 242H40V241H39ZM65 242H66V241H65ZM65 242H64V245H65V246H64V250H65V248H66V246H67V245L65 244ZM68 242H70V240H69ZM68 242H66V243H68ZM104 242H105V244H104ZM156 242H157V244H158V241H156ZM163 242H164V241H163ZM192 242H194V241H192ZM88 243H90V242H88ZM96 243H97V242H96ZM96 243H95V244H96ZM145 243H144V242H143V243L141 242V244H142V245H141V248L144 247L145 250H144V249H142V250H144V252H145V251L147 252V253H143V255L146 254V255L148 256V250H149V249L146 250L147 247H146ZM151 243H152V241H151ZM160 243H161V242H160ZM195 243H196V242H195ZM197 243H198V242H197ZM208 243H207V247H208ZM43 244H44V243H43ZM72 244H73V243H72ZM97 244L99 245L100 243H97ZM97 244H96V247H98ZM143 244H144V245H143ZM154 244H155V242L152 244V246H153ZM249 244H250V246H251V245L254 244V243H249ZM70 245H71V244H70ZM81 245H82L83 247H82ZM110 245H111V246H110ZM139 245H140V244H139ZM150 245H151V244H150ZM196 245H197V244H196ZM198 245H205V244H203V243L201 244V243H200V244H198ZM239 245L242 246V245H243L242 242H241ZM260 245H261V244H260ZM68 246H69V243H68ZM71 246H72V245H71ZM86 246L89 247V246H91V245L88 246V245L86 244ZM104 246H103V247H104ZM156 246H157V245H156ZM162 246H164V245H162ZM168 246H169V245H168ZM42 247H43V245H42ZM69 247H70V246H69ZM94 247H95V246L93 245L91 248H93V249H94V252H96ZM164 247H165V246H164ZM251 247H253L252 250H250L249 247H246V245L243 247V248H244L243 251H245L246 249H249V250H250L249 253H246L245 255H247V254H250V255H256V254H259L262 258H264V248H259V247H257L256 245H253V246H251ZM45 248L47 249L46 251H47L48 254L51 253L52 250L55 249V248H53V247H50L51 252H49V251H50L49 247H45ZM45 248L43 247L44 251H45ZM52 248H53V249H52ZM67 248H68V247H67ZM74 248H75V247H74ZM74 248H73V249H74ZM99 248H102V247H98V250H97V251H99ZM75 249H76V248H75ZM80 249H79V250H80ZM87 249H88V248H87ZM160 249H161V248H160ZM165 249H166V247H165ZM168 249H169V248H168ZM55 250H56V249H55ZM55 250H54V251H55ZM57 250H58V249H57ZM66 250H67V249H66ZM66 250H65L64 253H61V254H64V255H65V253H67V254L69 255V254L73 253V250H71V248H70V251H71L70 253H68V250H69V249L67 250V252H66ZM77 250H78V249H77ZM77 250H76V251H77ZM171 250H173V249H171ZM211 250H212V249H211ZM215 250H216V252H217V249H216V248H215ZM228 250H229V249H223V251L221 250L220 253H219V255H221V256L225 255V256H226V255L228 254ZM74 251H75V250H74ZM103 251H104V250L102 249L101 252H103ZM149 251H150V250H149ZM237 251H238V249H237ZM62 252H63V249H62ZM90 252H91V254H93V252L91 251V249H90ZM90 252L88 253V256H89ZM170 252L172 253V256H174V255H173V254H174L173 251H170ZM208 252H209V251H208ZM210 252H211V251H210ZM41 253H42V252H41ZM57 253H58V255H61V254H59L60 251L57 252ZM76 253H77V255L74 254V255H76V257H74V260L77 259V258H79V259H77V260H81V258L84 259V260H86V259L88 258V257L85 258V257H86V256H85L86 253H84L83 256H81V254L83 253V252H81V251H77ZM7 254H8V252L5 253L4 255H7ZM43 254H44V253H43ZM67 254H66V255H67ZM91 254H90V255H91ZM103 254H104V253H103ZM231 254H232V253H231ZM236 254H240V255H242L243 253H241L240 251H238V253H236ZM49 255H50V254H49ZM58 255H57V256H58ZM68 255H67V256H64V258H65V257L69 258L70 255H69V256H68ZM94 255H96V253H94L93 256H94ZM101 255H102V254H101ZM184 255H185V254H184ZM209 255H210V253H207V254H206V256H207V260H209V259H208V256H209ZM62 256H63V255H62ZM84 256H85V257H84ZM102 256H103V255H102ZM227 256H228V255H227ZM227 256H226L225 258L222 257V258H223L222 260L225 261V259L227 258ZM231 256H232V255H231ZM242 256H244V255H242ZM55 257H56V255H55L53 258H55ZM70 257H71V256H70ZM72 257H73V256H72ZM72 257H71V258H72ZM110 257H111V255H110ZM148 257H149V256H148ZM183 257H185V256H183ZM261 257H260V260H259L260 262H261ZM3 258H5V256H4ZM64 258H62V259H64ZM89 258H90V257H89ZM92 258H94V257H92ZM98 258L100 259V257H98ZM103 258H104V257H103ZM105 258H106V257H105ZM111 258H112V257H111ZM167 258H168V257H167ZM169 258H171V257H169ZM218 258H220V256H219ZM57 259H58V258H57ZM57 259L55 258V260H56L57 262H59V259H58V260H57ZM72 259H73V258H72ZM94 259L96 260V257H95ZM163 259H164V260H163L164 262H163L162 264H167V263L170 264V263H173V261H172L173 258L170 259L172 262H169V260H167L166 257H164ZM165 259L167 260V262L165 261ZM180 259H181V256H180ZM180 259H179L178 262H179V264H182V263H180V262L182 261V259H181V260H180ZM184 259H185V258H184ZM254 259H255V258H254ZM74 260L71 261V262H69V260H68L67 262H68L69 264H80V262H78V261H76V260H75V262H74ZM84 260H82L83 262H82L81 264H93V263L91 262L92 260H90V259L87 260V261H85V262H84ZM154 260H155V259H154ZM219 260H220V259H219ZM219 260H216L215 263L212 261V262H210V264H211V263H212V264H220V263H219ZM222 260H221V261H222ZM99 261H100V264H102V263H101V260H98L97 263L99 264ZM25 262H26V263H25ZM60 262H61V261H60ZM103 262H104V259H103ZM153 262H154V261H153ZM155 262H156V261H155ZM157 262H159V261H157ZM165 262H166V263H165ZM112 263H113V261H112ZM261 263H262V262H261ZM61 264H62V263H61ZM64 264H67V263L64 262ZM160 264H161V263H160ZM222 264H223V263H222ZM224 264H225V263H224Z\"/></svg>","mask_w":264,"mask_h":264}]
</instances>
